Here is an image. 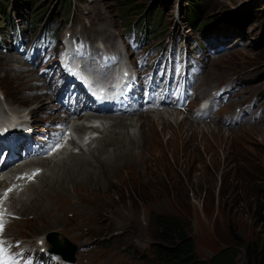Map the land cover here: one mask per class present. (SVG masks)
I'll use <instances>...</instances> for the list:
<instances>
[{
    "label": "rangeland",
    "instance_id": "obj_1",
    "mask_svg": "<svg viewBox=\"0 0 264 264\" xmlns=\"http://www.w3.org/2000/svg\"><path fill=\"white\" fill-rule=\"evenodd\" d=\"M35 3L38 4L34 10L37 11L36 26L29 24L30 11ZM134 4L137 7L124 14L119 0H83L74 2L71 10L61 0H34L26 6L28 20L24 19L27 17L24 14L19 22L18 14L12 13L8 23L0 21V44L8 49L7 56L0 49V78L5 73L0 85L7 92V97L0 94V102L6 108L20 110L22 106L16 104L33 106L24 99L37 95V92L51 96L53 91H59L57 74L54 78L48 74L44 82L47 87L38 90L32 78L35 72L30 76L32 80L21 83L18 77L26 74L15 73L8 67L15 62L11 49L15 55H18L16 50H23L29 56H36L39 66L48 72V67L59 54V39L63 32L74 33L77 45V35L94 37L96 45L104 43L107 48H110L107 39L113 38L117 45L110 49L124 45L131 52L129 59L137 61L142 55L151 70L161 66L167 70L170 81H186V69L192 61L199 64L194 54L200 49L195 38H206L202 37L199 29L188 32L185 22L187 1L135 0ZM202 5V18H208L218 30L225 28L229 16L241 14L246 19L240 22V26L224 32L230 36L229 42L220 43L216 39L218 36L205 39V68L199 76L203 77L207 69L212 73L206 78V95H210L209 88L215 93L221 85L236 82L240 95L233 98L231 108L254 95L249 114L259 113L263 115L262 119L252 124L246 114L235 115L229 118L232 126H221L215 122H209L211 126H208L178 115L175 123L171 119L169 129L161 127V131L154 133L153 128L147 127L153 118L146 122L141 118L142 138H134L135 145H128L115 160L97 168L98 177H94L92 184L84 179V182L77 180L76 176L63 183L64 187L60 188L65 192L56 193H75L71 202L44 197L30 204L29 201L46 188L52 177L50 167L46 166L37 182L9 200L19 218L8 227L7 237L35 244L41 234L46 237L56 231L78 245L76 255L82 264H104L110 253L114 254L113 258L126 257L129 264H163L153 251V245L162 244L155 237L157 218L172 215L184 224L199 259L208 261L230 249L231 253L238 252L237 264H244L243 249L234 247L232 232L245 240L254 238L259 231L256 212L264 209V192H260L262 196H252L245 189L247 186L249 192L254 191L252 185L246 183H262L258 180L251 182V179H260L253 173L255 169L260 170L264 179V40L262 45L259 44L264 33V0H203ZM18 7L11 2L7 4L9 10ZM158 11H161L160 23H156ZM179 21V27L175 26ZM183 33L187 35L185 41L181 40ZM186 47L191 50L188 52ZM155 58L157 63H153ZM6 59L10 60L4 63ZM195 104L197 101L193 102ZM215 108L219 114L233 112L220 98L215 102ZM52 113L51 98H48L45 108L32 118L38 121L36 118L53 117ZM133 122L136 126L139 123ZM157 125L155 129H160V123ZM136 126L131 125L127 130L137 135ZM117 130L126 131L122 127ZM136 145L138 148L133 149ZM76 156L84 158L89 154L83 152ZM61 160L56 158V161ZM89 162L94 164L91 160ZM244 173L252 178H247ZM56 183L51 179L53 186ZM40 185L42 187L38 188ZM65 203L68 205L63 210L59 209ZM77 209L95 211L105 235L99 237L100 234L93 242L88 217ZM76 211L81 214L80 219L86 228L75 227L72 219L69 222L68 214ZM111 233L119 235L112 236Z\"/></svg>",
    "mask_w": 264,
    "mask_h": 264
},
{
    "label": "bare ground",
    "instance_id": "obj_2",
    "mask_svg": "<svg viewBox=\"0 0 264 264\" xmlns=\"http://www.w3.org/2000/svg\"><path fill=\"white\" fill-rule=\"evenodd\" d=\"M88 42L92 47H94V43L91 42L90 39H88ZM6 51H8V49H6ZM12 54H13V52H12ZM5 56H7V54ZM13 59L15 60V62H12L10 64V68H11V70H13V72L19 73V74L20 73L24 74L25 71L27 72L30 70L29 68L19 69L18 67L13 66L12 65L13 63H24L22 59L15 56L14 54H13ZM9 60L10 59H6L4 61V63H6ZM84 61L89 64L91 69L97 70L98 72L103 73V74H109L110 73V70H111L110 68L105 69V68H101V67H96L95 61L88 57V53H86L84 55ZM56 66H58V65H56ZM31 74H34V73L31 71L30 74H26L25 76H19L18 78H20L21 83H26L27 81L32 80V78L35 79L34 75L32 76V78L30 77ZM204 74L207 75L206 71L204 72ZM101 87H103V86H100V88ZM58 96H59V94H54V95L52 94V96H50L49 98H53L54 100H56V97H58ZM47 99H48V97L44 98V97L39 96V95H32L30 97L25 98L24 100L29 101L33 104L32 108L30 109L29 112L36 115L43 108H45V101ZM22 106L27 107L25 104H23ZM9 113H10V115L6 117V114H9ZM162 113L163 112H156V113H151V114H139V115H136V117H132L129 119L109 118L111 120V125L106 127V128L103 127V129L101 131H99L101 134V138L99 139V141H100L99 145L94 147L92 150L88 149L87 153L90 155V158L89 157L80 158L76 155H67V156L62 157L63 160L55 161L53 163L50 162L49 159H43L41 161V163L38 165L43 167V172H44V168L46 166L50 167L49 173L52 175V177L47 181L46 188H43L40 192H38L35 195V197H33L29 201L30 204H31V202H34L35 199H43L44 197L48 198L49 200H51L53 198L54 199L53 201H65L67 203L71 202L72 197L75 193H70V194L66 193V195L56 193V192H61V193L65 192L60 187H64V184H65L64 182L66 180H68L69 178H72L73 176H76L77 180L78 179H80V180L84 179V180L90 182V184H92L94 177L98 175V174L96 175V171H98L99 168H103L107 162L115 160L117 158V155L120 153H123V151H124L123 149L128 147V145H135L134 138H138V137H139V139L142 138L144 133H143L142 129L140 128L143 124L142 122H140L141 118H143V121H145V122L147 120H149L150 118L151 119L153 118L152 123L149 124V122H148L147 127H149L150 129L153 128L155 130L154 133H158L157 131L158 130L161 131V127L162 128L167 127V129H169L170 128L169 125L171 124V119H173V123H175L177 121V118L179 117L177 113L176 114H171V113L162 114ZM55 114L56 113H54L53 115H55ZM24 116H25V114L23 112H18V110H15V109H6L0 103V137L3 138L5 142H9L12 138L11 135L9 134V131L11 130L9 122L14 120V119H18L19 117H24ZM81 116L83 117V115H81ZM91 116H93V115H91ZM57 118H59V117H57ZM133 121H136L137 123L139 122L137 124V126L134 124ZM158 123H160V129L158 128L159 127L157 125ZM100 125H103V124L101 123ZM131 125H135L137 127V129H138L137 135L133 134L132 132H129L127 130V128L131 127ZM156 125L158 126L157 127L158 129H155ZM190 125L194 126L193 123H191ZM205 125L211 126L210 124H205ZM212 126H215V125H212ZM34 127H36V126H34ZM96 127H99V126H96L93 123L87 124V129L90 130L89 133H92L91 129L98 131V129ZM120 127L125 128L126 131L120 137L121 140H118V142H117L114 138L108 136V132L112 130V132L114 134H116L117 131H120V130H117L116 128L119 129ZM255 128L256 127H252V129H255ZM74 130H75V132H79L82 130V127L76 126V128ZM172 130H173V128H172ZM150 131L153 132L152 130H150ZM141 142H142V140L140 141V143ZM91 143H93V141H91L90 144ZM142 143H141V145L143 146L144 144H142ZM151 143H152V141H151ZM74 144L75 145L73 146V148H78L80 151L84 152V144H82L80 142H75ZM110 146H111V148H109ZM136 148H138L137 145L133 149H136ZM131 153H133V152L131 151ZM74 157H76V158H74ZM137 159L138 158H136V160ZM89 160H91L94 164L90 163ZM86 176H87V178H86ZM51 179H52V183L57 181L58 184L56 183L55 186H53V184H51ZM58 180H59V182H58ZM84 180H83V182H84ZM41 187H42V185L38 186V188H41ZM32 194H34V193H32ZM66 205H68V204H66V203L62 204L59 207V209L63 210ZM77 210L87 215L88 223H89L88 227H89V229H91L94 237H98V235L100 233L103 234L100 221L97 219V217H96L97 213L95 211H91V210H87V209L85 211H82L81 209H77ZM55 211L58 212L57 209H55ZM78 211H76L74 213L79 214ZM54 219H56V218L54 217ZM75 221H78L77 217H75ZM41 235H44V234H41ZM40 239L43 241L42 246L43 247L47 246V240L42 236L37 237L36 241H38ZM104 264H129V262L127 261L126 257H122V258L121 257H116V258L109 257L106 259Z\"/></svg>",
    "mask_w": 264,
    "mask_h": 264
},
{
    "label": "trees",
    "instance_id": "obj_3",
    "mask_svg": "<svg viewBox=\"0 0 264 264\" xmlns=\"http://www.w3.org/2000/svg\"><path fill=\"white\" fill-rule=\"evenodd\" d=\"M12 1L16 3L19 0H0V2ZM23 2L32 0H20ZM74 0H63V3L70 7ZM80 1V0H75ZM125 1H127L125 3ZM125 7L131 8V5H126L129 0H121ZM202 2L203 0H187L186 7V20L190 23L191 27H197L203 32L211 31L212 26L209 23L208 18H201L202 16ZM37 5V4H36ZM35 5V7H36ZM4 7H0L3 10ZM36 13V12H35ZM36 15L34 16V18ZM239 16L232 17L231 20L239 19ZM241 19H243L241 17ZM255 169V168H254ZM253 173L258 174L257 178L251 179V182L258 180L262 183H246L252 185L254 191L249 192L247 186H245L246 191L254 196H262L261 193L264 192V179L261 175L260 170L256 169ZM246 175V173H244ZM248 175V176H247ZM247 178H252L251 175L247 174ZM243 182H245L243 180ZM222 184H220V187ZM262 191V192H261ZM261 192V193H260ZM256 223L259 226L258 234L249 240L241 238L234 231L232 232V240L234 247H239L243 249L244 264H264V209L256 212L255 215ZM158 225V226H157ZM157 230L155 232V237L159 242L153 245V250L156 258L163 264H237L236 257L238 252L229 250L223 251L217 255H214L210 260L204 261L198 258L194 252V245L191 236L187 233V229L184 224L175 216H159L157 218Z\"/></svg>",
    "mask_w": 264,
    "mask_h": 264
},
{
    "label": "snow or ice",
    "instance_id": "obj_4",
    "mask_svg": "<svg viewBox=\"0 0 264 264\" xmlns=\"http://www.w3.org/2000/svg\"><path fill=\"white\" fill-rule=\"evenodd\" d=\"M3 218L0 216V235L3 234ZM5 241L0 240V264H14L15 257L9 255L7 248L4 246Z\"/></svg>",
    "mask_w": 264,
    "mask_h": 264
},
{
    "label": "water",
    "instance_id": "obj_5",
    "mask_svg": "<svg viewBox=\"0 0 264 264\" xmlns=\"http://www.w3.org/2000/svg\"><path fill=\"white\" fill-rule=\"evenodd\" d=\"M52 238H53V240L55 239V237H56V232H52Z\"/></svg>",
    "mask_w": 264,
    "mask_h": 264
}]
</instances>
